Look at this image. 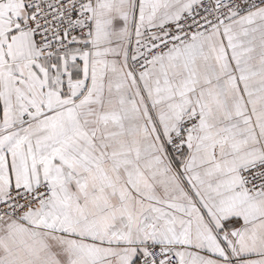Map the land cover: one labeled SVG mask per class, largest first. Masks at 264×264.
I'll return each mask as SVG.
<instances>
[{"label":"snow or ice","instance_id":"1","mask_svg":"<svg viewBox=\"0 0 264 264\" xmlns=\"http://www.w3.org/2000/svg\"><path fill=\"white\" fill-rule=\"evenodd\" d=\"M0 264H264V0H0Z\"/></svg>","mask_w":264,"mask_h":264}]
</instances>
